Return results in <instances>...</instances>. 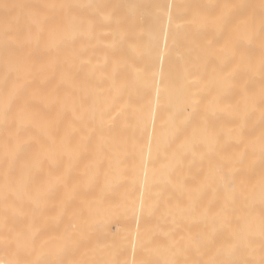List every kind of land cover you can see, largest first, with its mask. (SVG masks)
Returning <instances> with one entry per match:
<instances>
[{"label": "bare ground", "instance_id": "obj_1", "mask_svg": "<svg viewBox=\"0 0 264 264\" xmlns=\"http://www.w3.org/2000/svg\"><path fill=\"white\" fill-rule=\"evenodd\" d=\"M0 264H264V0H0Z\"/></svg>", "mask_w": 264, "mask_h": 264}, {"label": "rangeland", "instance_id": "obj_2", "mask_svg": "<svg viewBox=\"0 0 264 264\" xmlns=\"http://www.w3.org/2000/svg\"><path fill=\"white\" fill-rule=\"evenodd\" d=\"M155 1H159V0H155Z\"/></svg>", "mask_w": 264, "mask_h": 264}]
</instances>
